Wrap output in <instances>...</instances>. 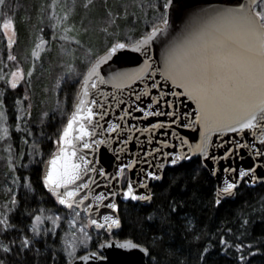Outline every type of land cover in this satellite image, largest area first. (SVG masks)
Masks as SVG:
<instances>
[{
    "label": "snow or ice",
    "instance_id": "obj_1",
    "mask_svg": "<svg viewBox=\"0 0 264 264\" xmlns=\"http://www.w3.org/2000/svg\"><path fill=\"white\" fill-rule=\"evenodd\" d=\"M4 2L5 0H0V5H3ZM91 2L92 0H85L84 6L88 7ZM172 4L173 0H160V2L152 4L151 7L158 10L160 14L145 34L140 35L133 43H126L123 39H118L111 43V46L102 56L94 60L88 57L82 66H78L75 63V58H73L72 62L64 67L65 73L73 74L78 78L82 77V79L77 86L78 91L75 93L73 110L54 141L56 148L43 162L42 183L60 205H66L68 209L74 210L75 217H79L81 214L76 211L77 205L83 206L89 212H100V209L93 208V204H101L109 197L114 198L117 192L126 200H150V193L138 192L137 189L148 187L149 178L161 180L166 165H177L180 160L188 158L192 153H201L203 157L213 160L220 159L219 156H211L209 151L214 132L242 134L239 141L233 137L230 144L226 141L220 142V147L224 149L223 158L227 159L236 155L237 149H246L251 156L257 158L251 166L241 165L237 168L230 165L224 169L226 173L231 174V178L226 175L223 184L217 186L215 204L219 205L222 198L231 197L241 182L255 184L259 180L264 183V175H256L259 166L264 165V150H262L264 149V0H237L231 4L205 5L188 14L178 30L169 24L168 10ZM48 7L52 28L59 29L61 39L76 41L79 44L80 41L77 36L72 34L75 31L74 25L68 23L70 12L63 10V14L60 15V10L67 6L61 5L60 0H51ZM107 12L112 24L121 16L119 11L113 12L108 9ZM124 15L127 13L125 12ZM9 28L15 34L14 19L10 16L2 18L0 20V34H3L5 38L7 52L6 59L0 57V82H3L5 86L0 88V142H4L7 149V165L13 170L14 175L17 163H21L22 167L26 166L21 161L14 160L13 146L10 143L12 135L10 128L14 127L18 131L24 129L26 135L23 139L27 143L31 133L27 131L25 126L31 123L28 118L32 115V105L28 103L25 106L29 95L27 91H25L24 96L15 97L14 105L6 104V92L8 89H17L22 82L30 80L36 60L42 58L44 49H41V45H46L47 41L41 34L35 47L31 50L32 62L25 69L17 55L13 54L12 49L16 41L12 35H9ZM104 30L107 31V27ZM51 38H56L55 31ZM156 41L162 45L159 61H155L152 56L148 55L150 45ZM129 47H135L137 51H144L147 57L144 63L137 69L120 74L119 77L105 79L99 71L100 63L119 49ZM91 51L89 49V52ZM10 62L15 63L10 66ZM157 63L162 66L157 67ZM157 74H161V80L171 81L172 85H178L182 88L183 92L178 95H187L195 101L197 106L195 121L200 124V139L195 144H190L188 138L183 137L179 152L166 153L158 147H150L147 150L142 148V155L151 158L142 162L146 165L142 169V176H138L135 180L131 175L125 176L126 169H132L137 162L136 159H132L127 164L121 163L115 171V175L111 176V180H114L117 185L123 182L126 186L114 187L107 194L104 191L95 194L92 191L96 182L94 177L96 179L106 177L103 182L108 183L110 181L107 177L110 174H106L102 167L97 168L94 159L90 160L87 155H81L78 149H93L97 143H104L107 142V139H111H102L97 131L98 128L102 127L103 117L108 114L104 112L103 104L99 106V111L94 109L97 103L94 97L99 96L101 100L103 99L100 84L116 83L117 88H124L126 84H130L134 80L151 77L154 81L151 86L162 88L159 81L155 80ZM56 87H60L59 79ZM133 95L136 96V100L132 101V104L136 108L141 107L137 101L141 99L142 95L151 96L150 103L144 109V115L147 116L160 112L158 103L168 95V92L162 89L152 96L145 89L144 92L133 93ZM163 103L174 106L176 101L164 99ZM10 112L12 113V123H10ZM170 114L175 115V113ZM48 115L47 112L42 113L43 117ZM119 115L121 120L127 123L125 116L132 117L133 113L125 108ZM167 123L170 126L172 121ZM160 126L161 122L157 121L155 124L142 127L141 130L149 132ZM187 126H191V122ZM120 129V123L110 121L106 131L113 132ZM93 133H96V139L90 141L89 137ZM249 133H251V138L245 139L244 137L248 136ZM152 139L151 136L148 137L149 141ZM254 141H259V147ZM161 143L168 145L169 140L164 139ZM185 145H188L187 151H184ZM117 150L120 151V149ZM28 151L33 156L37 151H40L41 156L43 155L40 145L36 144L35 141ZM154 153L155 156H153ZM19 156L23 157L24 152L21 151ZM214 172L215 169H213ZM16 179H20V177H16ZM191 179L194 181L196 176L193 175ZM24 184L30 188L31 180L25 177ZM9 191L11 192V190ZM89 198H92L93 203H86ZM18 203L16 193L11 192L9 200L0 206V253H12L14 251L13 246L18 251H32L31 246L35 237L41 233L47 234L49 232L55 235L56 227L62 221V217L58 213L45 215V209L40 208L31 216V223L27 226L30 228L31 235L20 232L18 238L4 239L10 236V232H18L17 225L11 222L10 215ZM177 206L176 200L170 202V210L175 211ZM107 209L118 210L119 205L113 199L108 202ZM46 220L51 221V229L44 227ZM69 223L70 225H77L78 219L72 218ZM88 223L97 229L111 231L121 224V218L114 212L105 210L102 216L89 217ZM248 224L249 220L245 218L242 226ZM79 231H84L83 224L79 225ZM225 232L231 234V237L219 235L220 251H233L238 257L239 264H247L248 257L262 251V248L256 247L244 233L239 231L234 233L231 228H226ZM232 237H235V240ZM61 240L59 249L66 254V264H73L74 259H90L89 255H76L77 248L91 240L87 233L84 234L83 239H79L76 232L66 233L65 236L61 237ZM113 243H118L123 248L142 247L143 252H149L148 246L133 243L130 239L123 241L106 240L99 247L103 248L105 245ZM248 249L250 251H247ZM210 250L209 246L202 249L199 254L201 262L204 261L205 254L209 253ZM55 255L56 251H52V256ZM92 255L95 256L96 253H92ZM0 264H5V260L0 259ZM52 264H55V260Z\"/></svg>",
    "mask_w": 264,
    "mask_h": 264
},
{
    "label": "trees",
    "instance_id": "obj_2",
    "mask_svg": "<svg viewBox=\"0 0 264 264\" xmlns=\"http://www.w3.org/2000/svg\"><path fill=\"white\" fill-rule=\"evenodd\" d=\"M121 1L123 0H108L107 5L103 6L101 1L94 0L88 7L84 6L85 0H65L64 2L71 9L70 21L76 29L84 26L81 25L82 18L85 21L87 19L96 21L100 18L109 20L106 18L108 16L106 10L111 9L114 12V7ZM158 2L160 0H146L141 7L133 10L130 8L127 11L122 23L126 31L131 28L132 35L130 40L127 39L128 42L135 41L151 27L155 18L160 14L151 5ZM21 4V9L15 12V30L17 27L19 39L26 42V46H30L27 41L32 38V32L34 33L39 27L36 23H39L44 16L45 0H22ZM130 11L134 13L132 18L128 16ZM119 12L123 14L121 10ZM121 18V16L118 18L119 22ZM33 24H35L34 27H32ZM84 35L88 36V33ZM95 38L93 35L86 41L91 45L90 43L95 41ZM85 39L86 37L83 41ZM111 43H108L106 47ZM96 55L97 53H93L90 57L93 59ZM81 78L75 77L69 82H63L58 89L56 102L54 99L52 101L51 95L43 94V85L36 80L33 96L29 93L33 107L31 108L32 115L28 118L31 123L25 126L31 133L27 143L23 139L26 135L24 129L18 131L14 127L10 128L12 133L10 143L13 146L14 160L21 161L26 167L17 163L12 183L7 184L4 181L5 178L2 179V173L0 174V206L9 200L11 192L16 193L19 201L10 214L11 222L17 225L18 232H10V236L4 239L18 238L20 232L31 235L30 228L27 226L31 223V216L40 208L45 209V215L49 211L59 214L74 212L72 209L61 208L55 197L46 191L41 180V172L43 162L56 148L54 141L71 109ZM0 88L4 86L1 85ZM6 96V104L14 105L15 97L23 95L17 89L14 92L8 89ZM47 100L51 102L49 111H45L49 115L42 117L45 110L42 109V104ZM9 115L10 123H12V113L10 112ZM33 141L40 145L42 156L40 151H37L35 156L28 151L33 146ZM21 151L24 152L23 157L19 156ZM193 175L196 176L194 181L191 179ZM25 177L31 180L30 188L24 184ZM151 189L152 199L148 205L123 203L118 200L121 224L111 233L91 229L94 232V239L90 248H96L101 241L108 238H128L137 244L149 247L147 264H239L238 257L233 251H220L219 235L231 237V234L225 232L226 228H231L234 233L237 231L244 233L256 247L262 248L261 252L248 257L247 264H264V185L249 188L241 184L236 189L234 199H224L219 205H215L214 181L203 168L199 158H194L176 167L166 168L161 182L152 185ZM173 200L178 202L175 211L170 210V202ZM245 218H248L249 224L242 226ZM44 227L52 228L47 220L44 222ZM61 237H63L62 223L57 226L55 235L49 232L35 237L31 246L32 251H18L13 246L14 251L8 254L0 253V259H4L5 264H52L53 260L55 264H65L66 255L59 249L62 243ZM232 238L235 240V237ZM205 246H209L211 250L205 254V259L201 262L199 254ZM52 251H56L54 257Z\"/></svg>",
    "mask_w": 264,
    "mask_h": 264
},
{
    "label": "water",
    "instance_id": "obj_3",
    "mask_svg": "<svg viewBox=\"0 0 264 264\" xmlns=\"http://www.w3.org/2000/svg\"><path fill=\"white\" fill-rule=\"evenodd\" d=\"M235 2H237V0H173V4L168 10L169 24L173 28H176L178 30L180 25L187 18L188 14H190L194 9L209 4L220 5L231 4ZM110 46L111 44L108 47ZM161 47L162 45L160 44V42L156 41L154 44L150 45V51L148 55L152 56L155 61H159ZM107 48L101 53H99L95 58L102 56L103 53L107 50ZM146 58L147 57L145 56L144 51H137L135 47L119 49L116 53L111 54L108 59L100 63L99 71L105 79L119 77L120 74L128 73L131 70L137 69L141 64L144 63V60ZM156 66L161 67L162 65L157 63ZM160 76L161 74H157L155 80L159 81L162 88L152 87L151 85L154 83V81L151 79V77H149L148 79L134 80L132 83L126 84L124 88H117L116 83L100 84V88L102 89L101 95L103 96V99L101 100L99 96L94 97L97 101L96 105L94 106V109L96 111H99V106L103 104L104 112H107L108 114L103 117L102 127L98 128L97 131L99 132L102 139H111H107V142L104 143H97L93 149H78V152L81 155H87L90 160L94 159L95 166L97 168L102 167L105 169L106 174H110L107 177L110 181L108 183L103 182L106 177H99V179H96L94 177L96 182L93 185L92 191L95 194H98L100 191H104L105 194H107V192L109 190H112L114 187L119 188L122 186H126V184H124L123 182L117 185L114 180H111V176L115 175V171L118 169L119 164L121 163L127 164L131 162L132 159H136L137 162L133 166V168L126 169V176L131 175L134 180L137 179L138 176H142V169L146 167V165H144L142 162L144 160L151 159L150 157H144L142 155V148L147 150L150 147H158L162 148L163 151H165L166 153L179 152L181 151L180 144L182 143L183 137H187L190 144H195V142L200 139V124L195 121V112L197 108L195 101L191 100L187 95H178L179 93L183 92V89L180 88L178 85H172L171 81L161 80ZM145 89L148 93H151L152 96L159 93L162 89L168 92V95L166 97H163L158 103V106L160 108V112L158 114L153 113V115H144V109L146 108L147 104L151 101V96L149 95H142L141 99L137 101V103L141 105L140 108H136L132 104V101L136 100V96H134L133 93L140 94L144 92ZM77 91L78 87L76 92ZM164 99L175 100L176 103L174 106L165 105L163 103ZM125 108H128L133 113L132 117L125 116V120L127 121V123L122 121L119 115V113L121 111H124ZM72 110L73 104L68 115ZM170 113H175V115H172ZM67 117L64 123H66ZM110 121L120 123L121 129L114 130L113 132H107L106 129L108 126V122ZM157 121L161 122L160 127L153 128L149 132H144L141 130L142 127H147L150 124H155ZM169 121H172V124L170 126H168L167 123ZM189 122H191V126H187L189 125ZM62 127L60 131L62 130ZM241 135L242 134L240 133L214 132L212 134L211 146L209 148V151L211 156H219L220 159L213 160L210 158L203 157L201 153H192L188 158L180 160L177 165H166V168L176 167L181 163L190 161L191 159L199 158L203 168L207 170L209 176L214 181L216 193L217 186L223 184L224 177L227 175L229 176V178H231V174L226 173L224 171L226 167L230 165H234L237 168H239L241 165L248 167L251 166L252 162L255 159H257L256 157L251 156V154L248 153L246 149H237L236 155L230 156L227 159L223 158L222 153L224 149L220 147V142L226 141L230 144L233 137H235L237 141H239L241 139ZM149 136L153 138L151 141L148 140ZM244 138H251V133H249V135ZM95 139L96 133H93L92 136L89 137V140L92 141ZM164 139L169 140L168 145H163L161 143ZM254 142L257 143L259 147V141ZM117 149H120V151H118ZM187 149L188 145H185L184 151H187ZM153 156H155V153L153 154ZM213 169H215L214 173ZM43 172L44 164L42 166L41 180ZM256 175H264V165L259 166V171L256 172ZM161 180H152L149 178L148 187H140L137 189V191L143 192L145 194L150 193L152 199L151 186L158 182H161ZM241 184H244L246 187L249 188L264 185V183H261L259 180L255 184H248L247 182H241ZM44 188L47 192H49V190L45 186ZM235 195L236 190L231 197L222 198V200L234 199ZM113 199L117 204L118 200L123 203L133 202L140 203L142 205H148L151 202V199L147 201H132L130 199L126 200L123 196L119 194V192H117V195L114 198L109 197L101 204H93V208L100 209V212H89L85 210L83 206L80 205H77L76 208L78 211L82 212L86 216L87 220L89 219V217L97 218L99 216H102L105 210L114 212L115 214L119 215L118 210L107 209L108 202ZM56 202L61 208L68 209L66 205H60L58 201ZM86 203H93L92 198H89ZM90 226L94 229H97L93 225ZM118 227H114L111 231H109L108 229L104 230L107 233H111ZM125 239L128 238L105 239L101 241L96 248L86 249L77 254V256L89 255L90 259H74L73 264H147L149 252H143L142 247L123 248L118 243L108 244L105 245L103 248L99 247L106 240L123 241ZM131 241L135 243L133 240ZM92 253H96V255L93 256Z\"/></svg>",
    "mask_w": 264,
    "mask_h": 264
},
{
    "label": "rangeland",
    "instance_id": "obj_4",
    "mask_svg": "<svg viewBox=\"0 0 264 264\" xmlns=\"http://www.w3.org/2000/svg\"><path fill=\"white\" fill-rule=\"evenodd\" d=\"M21 1L22 0H5L4 4L0 5V20H2V18L4 17L10 16L14 19L15 22V12L18 9H21L22 7ZM64 1L65 0H60V4L65 5L66 2ZM95 1L96 2L101 1V4L103 6L107 5L108 2V0H95ZM143 2L146 3V0L121 1V3H119L117 6L114 7V12L121 10L123 12V14H121L122 18L120 19L121 20L120 22L117 19L114 24L110 23L109 16H106V18H109V20L108 19L104 20L103 18L102 19L100 18L97 19L96 21L93 20L91 21L89 19L85 21L82 18L81 25L84 26L81 28H76L75 31L72 33L73 35H76L77 39L80 41V43L78 44L76 41H64L63 39H61V34L59 29L52 28V20L49 17L50 9L48 7V5L51 4V0H45V4H44L45 6H43L44 16L39 23H36V25H38L39 27L34 31V33L32 32L33 34L31 36L32 38L31 39L29 38L27 41L28 42L27 44H30V46H26L25 44L26 42L19 39L17 27L15 30V34H13L11 28H9L8 30L9 35H12L13 39L16 41L12 49L13 54L17 55L18 59L20 60L21 64L25 67V69H27L32 62L31 50L33 47H35L37 39L41 37V34L43 38L45 37L44 39L47 41L46 45H41V49H44V51L42 52V58L36 60L35 62V69L32 77L30 78V80H27V82H22L21 85L17 87V91H20L23 96L25 94V91H27L28 94L30 93L33 96L34 84L35 82H37L36 80H39V82L43 85L42 86L43 94L51 95L52 101L54 99L56 102L57 96L59 94L58 89L62 86L63 82H69L71 79L73 80L76 77L73 74H67L64 72V67L66 66V64L72 62L73 58H75V63L78 66H82L86 58L93 55V53H97V54L100 53V51L103 48H105L108 43L114 42L121 38L125 42H128L127 39L131 37L132 32H131V28L128 29L127 31L125 30L126 28H124V25L122 23L123 17L126 16L124 15V13L125 12L127 13V11H129L130 8L131 10H133L136 7L138 8L141 7ZM66 6L67 7L65 9L60 10V15L63 14V10H67L70 12L71 9L69 8V5ZM132 14L134 13L130 11V14L128 16L132 18L133 17ZM70 20H71V15L68 20V23L71 24ZM143 22L145 23V21ZM34 26L35 24L32 25V27ZM105 27H107V31L104 30ZM54 31L56 33V38L52 39L51 37ZM87 33L88 36L84 35ZM83 35H84L83 38L86 37L85 41L89 40V38L95 35L96 37L95 41L91 42L90 43L91 45H89L88 44L89 42L86 41L87 42L86 43L85 41H83V38H81ZM89 49H91L92 51L89 52ZM6 52H7L6 41L3 34H0V57L6 59ZM14 63L15 62H10V66L13 65ZM58 79L60 80L59 88L56 87ZM1 85H3V82H0V87ZM10 90L14 92L16 89H10ZM44 95H42V97ZM29 99H30V95H28L27 98L28 101L26 102L25 106H27L28 103L33 105L31 99L30 100ZM43 104H42L43 106L42 109L43 110L45 109L43 112L45 111L48 112L49 111L48 108L51 106V102L49 103L47 100L45 103L43 102ZM51 110L53 111V109ZM13 153L14 151L12 152V155ZM7 155L8 153L6 147L4 146V142H0V174L2 173L3 175L2 179L5 178L4 181L7 182L8 184L9 182L12 183V179L15 175H13V170L10 169L7 165ZM76 211L78 210L76 209ZM49 213H53V212L49 211L46 213V215H48ZM59 215L62 217L61 223H62L63 236H65L66 233L76 232L77 237L79 239H83L85 233H87V235L91 237V240L86 241L80 247L77 248V253L86 249H90L91 242L94 239L93 238L94 232L91 231V229L93 230V228L90 227L86 216L83 213H81L79 217H75V212H69L67 214L61 213ZM72 218L78 219L77 225H70L69 221ZM49 223H51V221H49ZM80 224L84 225L83 232L79 231Z\"/></svg>",
    "mask_w": 264,
    "mask_h": 264
}]
</instances>
